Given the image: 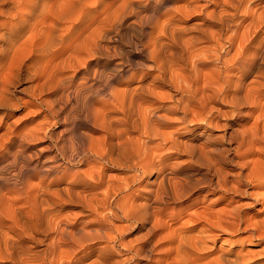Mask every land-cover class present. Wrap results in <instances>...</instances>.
I'll use <instances>...</instances> for the list:
<instances>
[{"label": "bare ground", "instance_id": "bare-ground-1", "mask_svg": "<svg viewBox=\"0 0 264 264\" xmlns=\"http://www.w3.org/2000/svg\"><path fill=\"white\" fill-rule=\"evenodd\" d=\"M188 27L198 44L179 42ZM173 119L209 130L229 120L237 144L184 143L160 130ZM131 162L139 174L106 179ZM151 172L155 188L131 191ZM195 191L220 193L223 209L167 212ZM133 222L144 232L123 240ZM138 260L264 264V0H0V264Z\"/></svg>", "mask_w": 264, "mask_h": 264}, {"label": "rangeland", "instance_id": "rangeland-1", "mask_svg": "<svg viewBox=\"0 0 264 264\" xmlns=\"http://www.w3.org/2000/svg\"><path fill=\"white\" fill-rule=\"evenodd\" d=\"M188 30L190 29V27H188L187 28ZM210 30H212V29H210ZM187 35V36H186ZM189 35V36H188ZM180 37H181V40H180ZM180 37H178V39L180 40L179 42H183L184 41V43H199V37H198V35L196 34V32H193L192 30H189V31H186V33L185 34H183V35H180ZM190 38V39H189ZM188 39V40H187ZM203 43H201L200 45H202ZM203 45H205V44H203ZM174 55L177 57V55H178V53H176V52H174ZM183 66L181 65V68H182ZM188 67V68H187ZM190 66L188 65V66H186L185 68L187 69L186 71L188 72V70H190V68H189ZM206 67V66H205ZM191 70H192V68H191ZM177 73H179V72H177ZM203 73H205L204 71H203ZM181 74V73H180ZM179 74V75H180ZM178 75V76H179ZM147 83V81H145L144 82V84H146ZM169 89L167 88V87H162L161 88V90H160V92H165V93H167V91H168ZM168 94H171L169 91H168ZM199 93H196V96L198 95ZM181 95H177V97H180ZM199 96V95H198ZM196 97V100L197 101H192V98H190V101H189V98H184L185 99V103L186 104H188L189 102L192 104V105H190V106H194L195 104H197L198 103V100L200 99L199 97ZM194 97H195V94H194ZM197 98H199V99H197ZM153 98H148L147 100H146V103L144 102V106L145 107H147V106H151L152 105V107H150L151 109L152 108H155V107H157L158 105L159 106H161V105H163L164 103H165V101H161V102H157L158 100H155V99H153ZM186 99H188V100H186ZM194 99V98H193ZM25 100V102L27 101H29V99H28V97H24V99H23V101ZM151 100V101H150ZM200 101V100H199ZM163 102V103H162ZM195 102V104L193 105V103ZM172 102H169V103H167L168 105L169 104H171ZM171 105H174L173 103L171 104ZM154 106V107H153ZM170 106V105H169ZM165 109H160L158 112H160L161 114H164V115H169V113H167V111H166V113H165V111H164ZM19 115H21V111H19V112H16V114H15V118H17V117H20ZM134 117H136V116H134ZM133 117V118H134ZM169 117H176V116H169ZM137 118V117H136ZM23 120L24 119H21V121L19 122V125H21L20 127H21V129H23L25 126L23 125ZM133 121H134V123H136V122H138L137 124H139V121H137L138 119H135L136 120V122H135V120L134 119H132ZM246 120L245 119H242L241 121H238L240 124L241 123H244ZM173 122V123H172ZM172 122H171V124L169 125H164V127H163V124H161V125H159V126H161V127H163V128H161V127H159V128H161L160 130H165L164 132H168V133H170V131L174 134V136L175 137H177L178 139H180V141H183L184 143H185V141L186 142H189L188 140H189V138L190 137H192L193 135H194V138H196L195 139V141H194V143L195 144H198V143H202V142H204L203 140H205V138H209V140L207 141V142H204L206 145H208V144H213V143H215L216 145H219V147L220 146H224V147H228V146H234L235 144H237L236 142H230L229 141V143H228V136H229V133H230V128H229V123H230V121L229 120H226V121H223V123H221V127H219L218 129H212V130H209V129H204V125H201V122H195V123H192L191 125H189V123H181V122H178V121H175L174 119L172 120ZM131 124H133L132 122H131ZM130 124V125H131ZM222 124H224V126H222ZM135 125V124H134ZM172 125V126H171ZM139 126V125H138ZM138 126H136V128L138 127ZM165 126H167V127H165ZM192 126H194V127H196V130H198V131H196V132H193V131H191L193 128H192ZM131 127V126H130ZM133 128L135 127V126H132ZM131 127V128H132ZM54 128V129H53ZM132 128V129H133ZM139 128V127H138ZM137 128V129H138ZM20 129V130H21ZM49 129H50V131L52 132V133H54V134H58V132L62 129L61 128V123L60 122H58L56 125H52V126H50L49 127ZM137 129L134 131V132H136L137 133ZM204 129V130H203ZM204 131V132H206V133H203L202 135H199V133L198 132H201V131ZM238 130H241V127H238ZM174 132H176V133H174ZM240 132V131H239ZM138 139V138H137ZM156 137H153L152 138V143H154V141H156V140H158L159 142H160V140L159 139H156ZM47 140L45 139V140H38V141H36L35 143H36V145H38V146H45L46 144H48V143H45ZM158 141H156V143L158 142ZM213 141V142H212ZM158 142V143H159ZM162 143V142H161ZM204 143H202V144H204ZM164 145V144H163ZM162 145V146H163ZM167 145V146H166ZM47 146V145H46ZM209 146V145H208ZM165 147V149L167 150V152L165 151V150H163V148ZM169 144H165V146H163V148L160 150V152L161 153H163V155L164 156H170L173 152H172V150H170L169 151ZM169 152V153H168ZM54 154V153H53ZM166 154H169V155H166ZM50 155H52V153H50ZM234 158V153H233V151H231L230 153H228V155H227V159L228 160H230L231 158ZM232 158V159H233ZM174 160V159H173ZM172 160V161H173ZM190 159H189V157H187L186 155H179V157L178 158H175V160L174 161H176V162H178V163H182V162H184V163H182L181 164V166H183V167H185V165L186 166H190L193 162H190L189 161ZM173 161V162H174ZM186 161V162H185ZM133 163L134 162H131L129 165H130V167L131 168H127L126 167V165H124L123 164V166L121 167V168H112L111 166H109L110 168H108L107 170H106V179H110V180H112V181H117V182H120L121 180H123V179H125V178H127L128 176L129 177H131V176H133V175H135V174H139V172H137L136 171V169H134L132 166H133ZM191 163V164H190ZM190 164V165H189ZM212 165L215 167L216 166V168H217V164L215 165L214 163H212ZM192 167H194V165L192 164L191 165ZM213 166H211V168L213 167ZM221 167H222V170H223V174L225 175H228L227 176V178H231V174H233L234 172H235V168L234 167H232V165H230V164H221ZM216 168H212L213 169V171H214V169H216ZM212 169H210V170H212ZM213 171H210V172H213ZM135 173V174H134ZM129 174V175H128ZM212 174V173H211ZM156 173L155 172H151L149 175H147V176H143V178H141L140 180H138L137 182L138 183H135L133 186H132V189H131V191L132 190H135L136 189V187H138V184H139V186L140 187H138V190H139V188H148V189H150V188H155V184L154 185H150L149 184V182L150 181H152V180H156ZM212 178V180L214 181V183L216 182L215 180V176L213 175V177H211ZM150 187V188H149ZM152 188V189H153ZM146 189H143V190H140L139 192L143 195V196H145L146 195ZM138 192V191H137ZM203 192L204 191H195V192H192L193 194H191L188 198H186V199H183V200H181L180 202H175V203H170L167 207V212H170L171 211V209L173 208V210L175 209V211H177V210H179V211H177L176 213H180V214H183V215H186L187 214V212L188 213H190L193 209H195V208H213V210L215 211H218V210H221V208L223 209V207H224V201H222L221 199L220 200H216V199H218L217 197L218 196H220V193H216V194H214V195H210L208 198H204V196H203ZM199 193V194H198ZM244 201H245V204H248V200H246V199H242L241 200V202H243V204H244ZM247 202V203H246ZM250 203V202H249ZM63 211H61V212H63V213H61V214H74V216H76V218L78 217V219L80 218L81 219V217H82V219L83 220H88V219H90V218H93L92 216H86V213L85 212H82L80 209H78V208H66V209H62ZM189 210V211H188ZM260 210H261V206L260 205H256V206H252V207H250V208H248L247 209V211L250 213V214H255V213H260ZM70 212V213H69ZM182 212V213H181ZM185 213V214H184ZM80 216V217H79ZM78 220V221H80L81 223H83V222H87V221H83L82 219L81 220ZM153 221V220H152ZM115 223V225L117 224V225H120L121 223H117V222H114ZM150 224V222L148 223V224H145L144 226H148ZM143 226L140 224V223H135V222H133L130 226H129V228L122 234V236H121V238L123 239V240H133V239H135V238H138V236H140V234H142L143 232H144V229L142 228ZM53 236V235H52ZM114 236V235H113ZM131 238V239H130ZM92 241V240H91ZM94 242V243H93ZM91 244H93L92 246L93 247H97V245L99 246V245H104L103 244V242L102 241H99L98 239H96L95 241L93 240L92 242H91ZM218 243H215V245H214V248H213V252H215L217 249H218ZM44 248V245H42V246H40V247H38V249L40 250V249H43ZM252 248V247H251ZM96 256H91V257H89V259H87L86 261H88V262H86L85 261V263H90L92 260H95L94 258H95ZM139 261V263L141 262V264L142 263H144V261L143 260H138ZM134 263V262H133ZM132 262L130 263V264H133ZM127 264V263H126ZM129 264V263H128Z\"/></svg>", "mask_w": 264, "mask_h": 264}]
</instances>
